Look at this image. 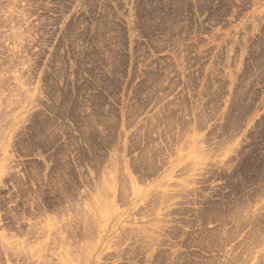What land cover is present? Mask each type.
I'll list each match as a JSON object with an SVG mask.
<instances>
[{
    "label": "rangeland",
    "instance_id": "obj_1",
    "mask_svg": "<svg viewBox=\"0 0 264 264\" xmlns=\"http://www.w3.org/2000/svg\"><path fill=\"white\" fill-rule=\"evenodd\" d=\"M0 264H264V0H0Z\"/></svg>",
    "mask_w": 264,
    "mask_h": 264
}]
</instances>
